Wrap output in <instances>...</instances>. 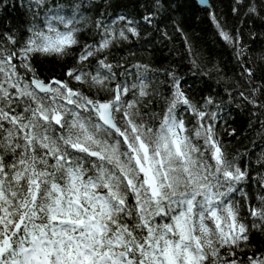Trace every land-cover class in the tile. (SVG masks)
Here are the masks:
<instances>
[{
    "label": "snow or ice",
    "instance_id": "1",
    "mask_svg": "<svg viewBox=\"0 0 264 264\" xmlns=\"http://www.w3.org/2000/svg\"><path fill=\"white\" fill-rule=\"evenodd\" d=\"M78 23L75 9L71 18L52 10L21 46L0 37V264H244L237 253L250 227L242 208L264 230V195L257 204L233 199L248 173L208 122L215 113L194 105L174 78L162 113L145 118L143 80L126 100L137 85L110 87L116 74L106 57L95 73L85 70L107 38L85 45L80 67L66 73L107 99L36 75L33 55L62 58L79 46ZM187 111L191 127L180 115ZM247 264H264V253Z\"/></svg>",
    "mask_w": 264,
    "mask_h": 264
},
{
    "label": "trees",
    "instance_id": "2",
    "mask_svg": "<svg viewBox=\"0 0 264 264\" xmlns=\"http://www.w3.org/2000/svg\"><path fill=\"white\" fill-rule=\"evenodd\" d=\"M208 4L201 8L193 0H42L37 5V0H0V37L6 47H19L30 35L28 28L43 21L45 13L60 10L71 18L75 9L79 21L75 26L81 29L79 46L62 58L33 55L36 75L45 82L66 81L86 95L107 99L109 93L97 94L95 88L66 75L69 69L80 67L77 57L85 45L97 47L107 38L108 48L90 58L85 70L95 73L97 59L106 57L116 74L110 87L137 85L126 100L138 97L143 80L148 95L139 99L145 118L162 113L177 79L194 105L216 114L214 121L208 116L205 120L215 124L228 158L248 173L233 199L244 204L246 195L248 203L257 204L264 195V0H208ZM129 28H135L138 35ZM222 31L238 37L239 44L225 41ZM10 34L16 45L7 42ZM144 65L147 69L137 67ZM209 98L213 103H207ZM180 115L189 127L195 123L191 111ZM242 215L250 227L249 242L237 255L247 264L249 255L264 253V230L253 227L246 207Z\"/></svg>",
    "mask_w": 264,
    "mask_h": 264
},
{
    "label": "water",
    "instance_id": "3",
    "mask_svg": "<svg viewBox=\"0 0 264 264\" xmlns=\"http://www.w3.org/2000/svg\"><path fill=\"white\" fill-rule=\"evenodd\" d=\"M201 8H208V0H194Z\"/></svg>",
    "mask_w": 264,
    "mask_h": 264
},
{
    "label": "bare ground",
    "instance_id": "4",
    "mask_svg": "<svg viewBox=\"0 0 264 264\" xmlns=\"http://www.w3.org/2000/svg\"><path fill=\"white\" fill-rule=\"evenodd\" d=\"M194 1V0H193ZM196 3V2H195ZM197 4V3H196ZM11 35V34H10ZM27 37V36H26Z\"/></svg>",
    "mask_w": 264,
    "mask_h": 264
}]
</instances>
